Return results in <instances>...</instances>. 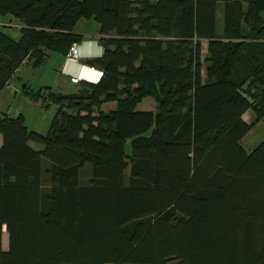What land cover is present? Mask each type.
<instances>
[{
  "label": "trees",
  "instance_id": "1",
  "mask_svg": "<svg viewBox=\"0 0 264 264\" xmlns=\"http://www.w3.org/2000/svg\"><path fill=\"white\" fill-rule=\"evenodd\" d=\"M0 14L20 24L17 39L0 27V89L64 56L79 19L102 48L95 83L22 85L56 105L45 134L0 114V264H264V141L239 143L264 116V0H0ZM144 97L153 111L135 110Z\"/></svg>",
  "mask_w": 264,
  "mask_h": 264
},
{
  "label": "rangeland",
  "instance_id": "2",
  "mask_svg": "<svg viewBox=\"0 0 264 264\" xmlns=\"http://www.w3.org/2000/svg\"><path fill=\"white\" fill-rule=\"evenodd\" d=\"M219 24V19L216 20ZM0 23L8 26H0L3 31L9 35L12 39H17L19 36V21L13 18L9 14H0ZM11 23V24H10ZM52 55L58 56L56 53ZM51 56V55H50ZM49 56V57H50ZM53 58L46 59V61L40 66L39 69H32L28 65L19 66L17 76L10 79L8 83L11 85V89L4 85L0 89V114L4 113L9 116L15 117L18 114L22 115L24 125L28 130L35 131L39 134H45L49 128L53 114L56 109L55 104H50L48 107H43L41 101H35L24 92H22V83L27 81L26 87L36 89L38 88L37 81L42 77H48L50 70L53 68ZM61 82H57L56 85L51 87L52 91L59 92ZM62 93V92H61ZM114 107L113 102L104 103L100 106L101 110L108 111ZM155 108V102L150 97L142 98L135 105V110L144 111ZM250 113L251 111L248 110ZM149 130L146 132V134ZM264 141V116L255 123L246 134L239 140L240 145L245 151L252 149L257 143ZM128 140L125 143V151L129 152ZM36 147H41L38 143H31ZM88 177V170L86 167L80 173V179L85 182ZM1 248L6 249V233H1Z\"/></svg>",
  "mask_w": 264,
  "mask_h": 264
},
{
  "label": "crops",
  "instance_id": "3",
  "mask_svg": "<svg viewBox=\"0 0 264 264\" xmlns=\"http://www.w3.org/2000/svg\"><path fill=\"white\" fill-rule=\"evenodd\" d=\"M222 10H223V5L221 2H218L216 4V20L219 19V24H217L216 21L217 34L221 33V29H222V19H223ZM0 26H8V25L0 23ZM73 32L80 37V41L74 42L77 44V53H78L77 59L75 61L66 60L64 56H60V55L55 56L50 54L51 56L48 57V59L53 58L54 61L53 68H51L50 75L47 78L42 77V79L37 81L36 84H38L37 85L38 88L49 87V89L51 90V87L56 85V83L59 81L61 82L60 88H62L60 89L62 91H59L60 93L62 92L66 94L72 92L75 89V83H71L69 81V76H75L77 74L80 65L89 66L86 64V60L99 58L101 56L102 48L96 40L98 36V24L94 20L79 19L73 27ZM21 65H26V64H21ZM39 68L40 66L32 69H39ZM93 68L99 70L96 67ZM18 69L15 71L12 78L17 76ZM22 84L26 85L27 81H25ZM241 118L246 123H249L252 121L253 113L252 112L250 113L247 110L241 115ZM0 143H1V136H0ZM30 146L34 149H39V147H36L31 143Z\"/></svg>",
  "mask_w": 264,
  "mask_h": 264
},
{
  "label": "built area",
  "instance_id": "4",
  "mask_svg": "<svg viewBox=\"0 0 264 264\" xmlns=\"http://www.w3.org/2000/svg\"><path fill=\"white\" fill-rule=\"evenodd\" d=\"M77 44L72 43L68 50L66 51L64 57L66 60L75 61L77 59ZM101 76V70H96L91 66L80 65L75 76H69V81L71 83H76L78 80H85L92 83L98 81L99 77ZM11 89V85L6 82L5 84Z\"/></svg>",
  "mask_w": 264,
  "mask_h": 264
},
{
  "label": "water",
  "instance_id": "5",
  "mask_svg": "<svg viewBox=\"0 0 264 264\" xmlns=\"http://www.w3.org/2000/svg\"><path fill=\"white\" fill-rule=\"evenodd\" d=\"M85 81V80H84ZM86 82H89V81H86Z\"/></svg>",
  "mask_w": 264,
  "mask_h": 264
},
{
  "label": "clouds",
  "instance_id": "6",
  "mask_svg": "<svg viewBox=\"0 0 264 264\" xmlns=\"http://www.w3.org/2000/svg\"><path fill=\"white\" fill-rule=\"evenodd\" d=\"M84 81V80H83ZM92 83V82H91Z\"/></svg>",
  "mask_w": 264,
  "mask_h": 264
}]
</instances>
